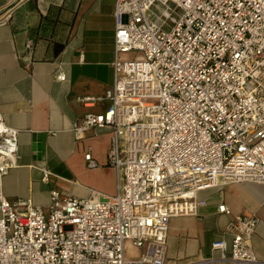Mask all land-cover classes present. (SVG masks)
I'll return each mask as SVG.
<instances>
[{"label": "built area", "instance_id": "2783aa9c", "mask_svg": "<svg viewBox=\"0 0 264 264\" xmlns=\"http://www.w3.org/2000/svg\"><path fill=\"white\" fill-rule=\"evenodd\" d=\"M154 3L160 22L149 15ZM113 16L112 83L78 98L103 108L72 129L79 138L110 129L117 191L52 188L46 209L9 200L2 177L17 163L19 132L0 116V264H165L169 219L197 215L200 191L264 183V0H116ZM54 77L65 79L58 69ZM84 158L98 165L89 150ZM217 211L230 216V239L210 242L216 259L260 264L251 241L258 217L224 203ZM127 240L138 256H126Z\"/></svg>", "mask_w": 264, "mask_h": 264}, {"label": "crops", "instance_id": "0c3cea01", "mask_svg": "<svg viewBox=\"0 0 264 264\" xmlns=\"http://www.w3.org/2000/svg\"><path fill=\"white\" fill-rule=\"evenodd\" d=\"M115 2L0 0V116L19 132L17 163L2 177L9 200L30 197L46 209L52 188L78 197L90 189L116 193V172L107 163L110 129L92 128L80 138L72 129L86 111L103 108L84 106L78 98L100 95L112 83ZM57 69L64 80L54 77ZM88 150L95 167L86 165ZM80 168L88 172L82 178L65 174ZM44 169L51 172L47 180ZM198 198L206 204L197 215L169 219L165 264H244L217 260L219 251L210 248L215 238L230 239L224 232L230 216L217 211L220 203L233 214L258 217L251 241L264 264V183L228 181Z\"/></svg>", "mask_w": 264, "mask_h": 264}, {"label": "rangeland", "instance_id": "374dc122", "mask_svg": "<svg viewBox=\"0 0 264 264\" xmlns=\"http://www.w3.org/2000/svg\"><path fill=\"white\" fill-rule=\"evenodd\" d=\"M163 7L159 3H154L150 7L149 15L153 17L156 21L160 22L159 14H161ZM138 52H131L130 55L134 56L137 55ZM89 168V167H88ZM66 175H72L73 177L80 178L81 176H86L88 172L84 168H80L77 173L73 172L70 174V172H66ZM82 178V177H81ZM141 249L134 247L130 241L125 242V253L127 257H136L139 255Z\"/></svg>", "mask_w": 264, "mask_h": 264}, {"label": "trees", "instance_id": "16d2710c", "mask_svg": "<svg viewBox=\"0 0 264 264\" xmlns=\"http://www.w3.org/2000/svg\"><path fill=\"white\" fill-rule=\"evenodd\" d=\"M60 47H61V45H58V46L56 47L55 51L58 50Z\"/></svg>", "mask_w": 264, "mask_h": 264}]
</instances>
